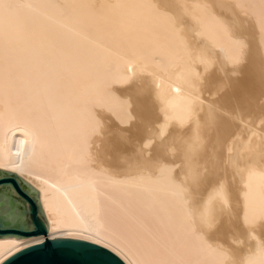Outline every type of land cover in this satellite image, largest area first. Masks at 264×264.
<instances>
[{"label":"bare ground","instance_id":"bare-ground-1","mask_svg":"<svg viewBox=\"0 0 264 264\" xmlns=\"http://www.w3.org/2000/svg\"><path fill=\"white\" fill-rule=\"evenodd\" d=\"M177 4L187 27L155 0H0V168L48 228L0 235V264L48 237L264 264V0Z\"/></svg>","mask_w":264,"mask_h":264},{"label":"water","instance_id":"water-1","mask_svg":"<svg viewBox=\"0 0 264 264\" xmlns=\"http://www.w3.org/2000/svg\"><path fill=\"white\" fill-rule=\"evenodd\" d=\"M0 187L8 192L14 191L23 199L28 207H24L23 217L16 224H2L0 235L16 234L32 236L47 234L48 228L38 202V191L16 172L0 168ZM9 195V194H8ZM11 196V195H10ZM14 205L23 204L18 198L11 196ZM26 213L30 214L31 222H26ZM1 264H127L119 255L109 248L85 239L46 238L41 243L28 246Z\"/></svg>","mask_w":264,"mask_h":264},{"label":"snow or ice","instance_id":"snow-or-ice-1","mask_svg":"<svg viewBox=\"0 0 264 264\" xmlns=\"http://www.w3.org/2000/svg\"><path fill=\"white\" fill-rule=\"evenodd\" d=\"M156 11L174 21L177 26L187 27L186 18L177 12V0H155Z\"/></svg>","mask_w":264,"mask_h":264},{"label":"rangeland","instance_id":"rangeland-1","mask_svg":"<svg viewBox=\"0 0 264 264\" xmlns=\"http://www.w3.org/2000/svg\"><path fill=\"white\" fill-rule=\"evenodd\" d=\"M3 190L7 191V189L5 187H0V191H3ZM8 194H10L12 197L18 198L23 203V204H17V206H19L21 209H23L24 207H26V208L28 207V204L25 203L23 201V199L20 198L14 191L8 192ZM26 222H31L30 214L29 213H26Z\"/></svg>","mask_w":264,"mask_h":264}]
</instances>
